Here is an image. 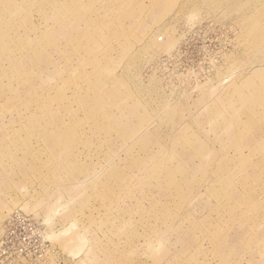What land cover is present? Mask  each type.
Instances as JSON below:
<instances>
[{
  "label": "rangeland",
  "instance_id": "obj_1",
  "mask_svg": "<svg viewBox=\"0 0 264 264\" xmlns=\"http://www.w3.org/2000/svg\"><path fill=\"white\" fill-rule=\"evenodd\" d=\"M0 264H264V0H0Z\"/></svg>",
  "mask_w": 264,
  "mask_h": 264
}]
</instances>
